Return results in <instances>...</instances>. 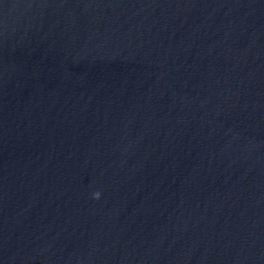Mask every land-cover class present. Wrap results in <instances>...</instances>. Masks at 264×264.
<instances>
[{"label": "water", "instance_id": "1", "mask_svg": "<svg viewBox=\"0 0 264 264\" xmlns=\"http://www.w3.org/2000/svg\"><path fill=\"white\" fill-rule=\"evenodd\" d=\"M0 264H264V0H0Z\"/></svg>", "mask_w": 264, "mask_h": 264}, {"label": "clouds", "instance_id": "2", "mask_svg": "<svg viewBox=\"0 0 264 264\" xmlns=\"http://www.w3.org/2000/svg\"><path fill=\"white\" fill-rule=\"evenodd\" d=\"M94 198H99V193H95Z\"/></svg>", "mask_w": 264, "mask_h": 264}]
</instances>
